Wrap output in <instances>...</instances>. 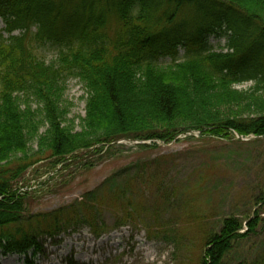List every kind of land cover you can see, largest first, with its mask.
Segmentation results:
<instances>
[{
  "label": "trees",
  "instance_id": "16d2710c",
  "mask_svg": "<svg viewBox=\"0 0 264 264\" xmlns=\"http://www.w3.org/2000/svg\"><path fill=\"white\" fill-rule=\"evenodd\" d=\"M84 1L69 9L75 0H0V19L8 35H0V252L4 256L27 257L30 252L35 256L42 252L43 238L53 241L79 227L86 226L95 238L103 235L104 227L90 211L92 202L103 203L102 188L49 213L31 212L32 198L17 194L16 183L45 155L55 169L66 163L86 166L87 160L75 155L99 154L127 138L167 143L189 130L223 138H232L233 133L264 137V0H210L216 5L197 26L208 17L214 21L212 29L193 35L182 29L175 32L179 13L193 0H112L103 9L96 8L99 0ZM108 19L116 24L112 35L105 28ZM254 29L259 34L254 35ZM16 31L20 33L14 35ZM215 32L230 33L227 52H213L208 46L205 37ZM48 45L58 46L49 62L39 53ZM177 46L185 48L183 58L177 56ZM160 56H170L171 62L159 64ZM70 79H77L86 92L79 130L66 121L63 98ZM248 82L252 86L245 91L235 88ZM30 99L38 104L36 110ZM33 142L37 151L31 154ZM140 169L134 176L111 177L103 198H123L129 209L123 220L144 224L150 239L159 237L180 253L181 226L160 217L177 202L179 189L165 176H153L148 165ZM258 204L264 205V197ZM245 222L246 230L241 232L240 218L222 220L218 232L204 239L200 264H223L234 242L256 235L257 227H263L256 215Z\"/></svg>",
  "mask_w": 264,
  "mask_h": 264
},
{
  "label": "rangeland",
  "instance_id": "374dc122",
  "mask_svg": "<svg viewBox=\"0 0 264 264\" xmlns=\"http://www.w3.org/2000/svg\"><path fill=\"white\" fill-rule=\"evenodd\" d=\"M89 1L85 0L84 3ZM80 3V0H75V5L69 9ZM111 3L112 0H99L96 8L103 9ZM213 5L216 4L210 0H193L187 9L179 13L175 32L186 30L187 35H193L195 31L212 29L214 21L211 22L208 17L203 25H197L203 14L213 9ZM4 28L0 19V35L7 38ZM105 28L110 35L117 30L111 19H108ZM259 31L255 30L254 35ZM19 33L13 32L14 35ZM229 35L210 33L205 40L213 52L225 53ZM57 49L56 45H48L41 47L39 53L49 62L55 59ZM176 50L177 56L183 58L185 48L177 46ZM158 62L167 65L171 57L160 56ZM251 86L252 83L248 82L235 88L245 91ZM63 101L67 108V123L79 130L86 105L83 84L77 79L68 80ZM29 104L32 110L38 108L32 99ZM233 136L223 138L205 134L193 139L181 136L171 143L151 140L154 146L147 149L138 148L136 143L114 142L99 154L82 151L75 155L74 158L87 160L86 166L76 163H68L67 166L66 163L51 169V159L45 155L16 183L17 194L32 198L29 206L31 212L49 213L102 188L100 195L103 203L97 206L92 202L93 209L90 211L98 225L104 227L103 235L94 238L86 226L79 227L53 241L43 238L42 252L35 256L31 252L27 257L16 254L4 256L0 252V264H200L205 251L204 239L210 232H218L222 220L230 216L240 218L243 220L241 232H244L245 220L254 219L255 215L261 219L263 227H257L256 235L250 234L234 242L223 264H264V205L258 204L264 197V137L249 135L238 138L240 135L237 133H233ZM36 151V143H30L29 153ZM146 165L152 169L149 172H154L153 176H165L168 183L179 189L177 202L160 217L163 222L181 226V246L184 247H180V253L159 237L150 239L144 224L136 225L127 218L123 220L129 212L123 198L116 201L113 197L103 198L109 189L107 181L111 177L134 176ZM152 206L147 207L149 211ZM138 215H142L141 212Z\"/></svg>",
  "mask_w": 264,
  "mask_h": 264
},
{
  "label": "water",
  "instance_id": "95a60500",
  "mask_svg": "<svg viewBox=\"0 0 264 264\" xmlns=\"http://www.w3.org/2000/svg\"><path fill=\"white\" fill-rule=\"evenodd\" d=\"M238 138H241V137H238Z\"/></svg>",
  "mask_w": 264,
  "mask_h": 264
}]
</instances>
